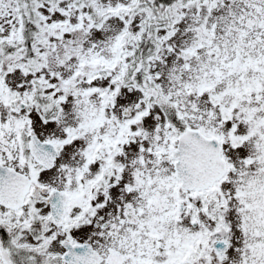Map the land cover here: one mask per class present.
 Segmentation results:
<instances>
[{
    "label": "snow or ice",
    "instance_id": "snow-or-ice-1",
    "mask_svg": "<svg viewBox=\"0 0 264 264\" xmlns=\"http://www.w3.org/2000/svg\"><path fill=\"white\" fill-rule=\"evenodd\" d=\"M0 264H264V0H0Z\"/></svg>",
    "mask_w": 264,
    "mask_h": 264
}]
</instances>
